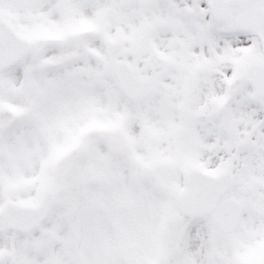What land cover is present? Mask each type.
Returning <instances> with one entry per match:
<instances>
[{
  "label": "snow or ice",
  "instance_id": "obj_1",
  "mask_svg": "<svg viewBox=\"0 0 264 264\" xmlns=\"http://www.w3.org/2000/svg\"><path fill=\"white\" fill-rule=\"evenodd\" d=\"M0 264H264V0H0Z\"/></svg>",
  "mask_w": 264,
  "mask_h": 264
}]
</instances>
